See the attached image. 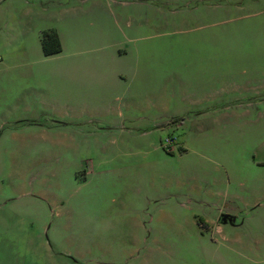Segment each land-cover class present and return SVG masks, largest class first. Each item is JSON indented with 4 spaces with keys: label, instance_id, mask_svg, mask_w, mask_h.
<instances>
[{
    "label": "rangeland",
    "instance_id": "rangeland-1",
    "mask_svg": "<svg viewBox=\"0 0 264 264\" xmlns=\"http://www.w3.org/2000/svg\"><path fill=\"white\" fill-rule=\"evenodd\" d=\"M49 249L264 264V0H0V264Z\"/></svg>",
    "mask_w": 264,
    "mask_h": 264
},
{
    "label": "crops",
    "instance_id": "crops-1",
    "mask_svg": "<svg viewBox=\"0 0 264 264\" xmlns=\"http://www.w3.org/2000/svg\"><path fill=\"white\" fill-rule=\"evenodd\" d=\"M56 33V32H55ZM57 33H58V31H57ZM58 39H60L59 41H60V44L62 45V42H61V36L58 34ZM30 72H33V70H29L28 71V73H30ZM43 99H44V95H43ZM43 99H41V98H38L37 100H38V102L40 103V104H42L43 106H41V109L42 110H44V109H47L46 108V102L43 100ZM51 109V111H53L54 113L56 112V108L54 107V106H52V108H50ZM220 210V209H219ZM44 228V227H43ZM42 228V229H43ZM48 251V250H47ZM46 256L49 258V261H50V264H63V263H61L62 261H60V263L56 260L57 258H58V256H61L62 258H65V259H67V260H70V261H68L69 263H67V264H78V260H75V259H70L67 255H63V254H65V253H63V252H61V253H53V252H51V249H49V251L48 252H46ZM91 261H92V259H90ZM90 261V262H91ZM89 262V263H90ZM110 262H108V261H104V260H99V261H94V263L93 264H109ZM9 264H16V263H9ZM18 264H24V258L23 259H20V261L18 262ZM111 264V263H110Z\"/></svg>",
    "mask_w": 264,
    "mask_h": 264
},
{
    "label": "trees",
    "instance_id": "trees-1",
    "mask_svg": "<svg viewBox=\"0 0 264 264\" xmlns=\"http://www.w3.org/2000/svg\"><path fill=\"white\" fill-rule=\"evenodd\" d=\"M40 46L44 55H51L60 51V41L55 31L45 29L41 32Z\"/></svg>",
    "mask_w": 264,
    "mask_h": 264
}]
</instances>
